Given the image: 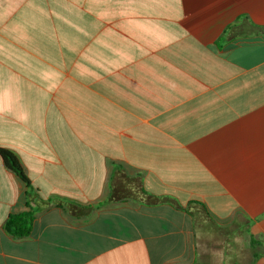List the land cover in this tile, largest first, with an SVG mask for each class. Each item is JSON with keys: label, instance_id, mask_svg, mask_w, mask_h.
<instances>
[{"label": "crops", "instance_id": "1", "mask_svg": "<svg viewBox=\"0 0 264 264\" xmlns=\"http://www.w3.org/2000/svg\"><path fill=\"white\" fill-rule=\"evenodd\" d=\"M0 148V264H264V0H0Z\"/></svg>", "mask_w": 264, "mask_h": 264}, {"label": "trees", "instance_id": "2", "mask_svg": "<svg viewBox=\"0 0 264 264\" xmlns=\"http://www.w3.org/2000/svg\"><path fill=\"white\" fill-rule=\"evenodd\" d=\"M0 155L9 169H11L23 182L29 183L28 177L26 176L20 161L13 152L0 148ZM31 199H34L33 196ZM34 219L33 211L12 214L9 216L5 228L15 237H27L31 233Z\"/></svg>", "mask_w": 264, "mask_h": 264}]
</instances>
